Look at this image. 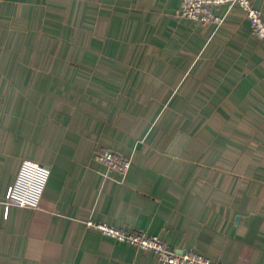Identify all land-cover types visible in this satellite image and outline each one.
<instances>
[{"label": "crops", "instance_id": "1", "mask_svg": "<svg viewBox=\"0 0 264 264\" xmlns=\"http://www.w3.org/2000/svg\"><path fill=\"white\" fill-rule=\"evenodd\" d=\"M180 2L0 0V264H163L89 221L264 264V45Z\"/></svg>", "mask_w": 264, "mask_h": 264}, {"label": "built area", "instance_id": "2", "mask_svg": "<svg viewBox=\"0 0 264 264\" xmlns=\"http://www.w3.org/2000/svg\"><path fill=\"white\" fill-rule=\"evenodd\" d=\"M219 8L222 10L217 12ZM234 8L244 11L251 33L264 45V18L261 10L256 8L251 0H181L175 15L197 24H210L218 28ZM94 159L108 171H116L120 175L127 173L131 166L130 158L117 155L108 149L97 150ZM19 203L21 200L14 196L12 188L9 189L6 194L7 209L9 205ZM87 225L94 226L102 234L119 243H126L138 250L155 254L163 264H217L201 253L173 251L157 235L92 221L87 222Z\"/></svg>", "mask_w": 264, "mask_h": 264}, {"label": "bare ground", "instance_id": "3", "mask_svg": "<svg viewBox=\"0 0 264 264\" xmlns=\"http://www.w3.org/2000/svg\"><path fill=\"white\" fill-rule=\"evenodd\" d=\"M193 23V22H192ZM210 25V24H209Z\"/></svg>", "mask_w": 264, "mask_h": 264}]
</instances>
